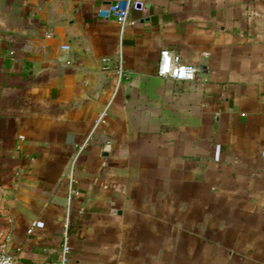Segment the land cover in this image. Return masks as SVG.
Wrapping results in <instances>:
<instances>
[{
  "label": "crops",
  "instance_id": "1",
  "mask_svg": "<svg viewBox=\"0 0 264 264\" xmlns=\"http://www.w3.org/2000/svg\"><path fill=\"white\" fill-rule=\"evenodd\" d=\"M117 1L0 0V245L16 264H63L64 243L65 264H264V0L97 17ZM162 50L197 78L159 77Z\"/></svg>",
  "mask_w": 264,
  "mask_h": 264
},
{
  "label": "built area",
  "instance_id": "2",
  "mask_svg": "<svg viewBox=\"0 0 264 264\" xmlns=\"http://www.w3.org/2000/svg\"><path fill=\"white\" fill-rule=\"evenodd\" d=\"M130 0L117 1L109 4L106 8L99 9L97 17L103 20H114L118 25L123 26L127 23L130 10ZM117 75L121 74V68H117ZM157 74L159 77L176 82L193 81L197 78L199 70L192 65L182 64L180 58L168 50L159 53ZM31 227L28 232L31 233ZM69 252L67 243L62 247V263L66 262V255ZM0 264H16L14 257L5 250V245H0Z\"/></svg>",
  "mask_w": 264,
  "mask_h": 264
}]
</instances>
